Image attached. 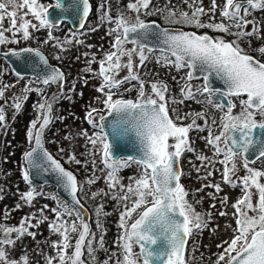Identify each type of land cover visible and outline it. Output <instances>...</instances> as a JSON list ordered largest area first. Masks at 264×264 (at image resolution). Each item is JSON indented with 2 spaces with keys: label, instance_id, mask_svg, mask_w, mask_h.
<instances>
[{
  "label": "snow or ice",
  "instance_id": "1",
  "mask_svg": "<svg viewBox=\"0 0 264 264\" xmlns=\"http://www.w3.org/2000/svg\"><path fill=\"white\" fill-rule=\"evenodd\" d=\"M181 3L187 5V9L173 4L172 0H166L163 6L154 4L153 0H129L115 17L110 6L105 10L107 0L98 5L100 21L107 20L115 25L107 33L113 40L102 59L97 61L93 54L88 61L89 65H99L94 76L100 80L96 88L100 96L96 99L102 107H90L86 112L85 119L93 133L89 135L87 130H81L78 135L92 145L88 154L93 157L90 161L93 169L96 167L95 156L97 153L100 155L103 165L100 171L104 173L108 189L91 192L90 198L95 200L98 196H110L122 208L118 224L120 231L115 241L118 252L109 253L105 247L106 230L101 217L109 213L104 211V205L100 204L95 209V223L101 233L98 240L84 218L85 210L78 193L84 191L85 184H96L99 177L95 171L81 182L44 146L45 131L57 119L53 116V105L58 95L54 93L49 98L44 87L33 88L31 84H57L59 95L70 99L63 93L64 72L50 65L39 48L11 49L5 53L16 57L31 53L38 58L34 67H43V72L29 81L21 95L12 98L11 107L19 112L29 93L35 91L40 96L33 105L37 116L27 129L30 150L23 153V179L28 182L30 190L21 193L20 199L31 206L37 196L43 195L31 187L30 171L35 169L54 173L58 186L73 201L69 204L56 195L50 196L57 201V206L50 209L55 213V219L49 222V230L60 239L52 242L56 254L46 256V264H191L194 255L191 258L187 255L189 238L194 232L207 228L212 215L196 210L195 205L203 198L196 200L195 194L205 188H213L215 193L222 189L218 183L203 184L190 200L189 190L181 183L185 173L180 163L185 153H193L195 160L201 162L197 166L190 161L198 174L204 170L205 175L198 176L199 179L211 177L213 171L210 169H215L219 163L223 166V182L241 188V196L232 205L236 228L230 241L218 245L222 251L217 254L214 264H264V170L250 166L264 158V44L251 51L242 46V42L246 41L251 48L250 37L264 38L260 22L248 19L253 11L264 10V0H225L222 6L211 0L208 9L203 6V0H181ZM50 8L75 13L81 21L87 20L92 11L90 0H69L67 4L63 0H55L54 5H46L41 0H0V45L18 44V35L25 41L32 39L30 29H49L43 43L55 40V47L61 49L65 43L71 44L72 40L61 42L52 35L50 29L57 25L50 18ZM218 9L219 20L216 18ZM29 15L38 23L28 19ZM142 16H159L163 25L168 26L156 20L146 21ZM205 16L209 17L208 20L203 19ZM64 18L67 19L66 16ZM5 19L9 23L7 28L4 27ZM79 26L83 28V22ZM6 33H11L12 38ZM150 38H154V43ZM129 44L133 47H128ZM156 52H159L155 56L157 64L175 68L178 72L186 70L181 77L179 98L171 94L167 82L145 81L142 78L139 69ZM55 58L61 59L60 56ZM123 70H127V74L121 77ZM84 71L93 72V69L89 66ZM16 75L23 78L19 72ZM199 79L203 83L194 86L192 81ZM213 79L220 81L223 87H213ZM126 84L131 87H124ZM11 87L13 85L0 80V99H5V92ZM69 91H75L74 83ZM133 91L134 97L126 96ZM197 96H204L205 100H196ZM214 96L224 99L216 103L212 99ZM185 100L211 105L222 113L219 121L215 117L210 118L206 108L202 111H182L177 106L183 105ZM235 101L239 103L238 112H234L238 106ZM197 121H203V124ZM217 124L218 134L214 131ZM7 127L5 108L0 106V128ZM206 129L208 135L202 139L212 149L214 157L223 156V159H213L194 147L190 133ZM122 144L132 145L138 155H116L115 150ZM253 149L256 155L250 158L248 154ZM238 157L245 173L243 176L237 175L240 171ZM68 162L81 164L75 154L69 157ZM84 163L87 165L89 161ZM132 164L138 165L140 172L129 177V183L124 184L121 172ZM208 196L216 199L211 192ZM220 202L226 204L227 196ZM20 207V204L16 205V208ZM210 207L215 208V204ZM47 208L46 204L39 210V218L35 214L22 218L18 226L0 223V264H30L26 252L19 259L11 258L10 248L25 236L35 239L36 233L30 229L48 220L44 215ZM220 215L226 216L227 212L221 211ZM8 216L5 211V219ZM73 216L74 219H65ZM34 219L36 224L31 222ZM94 244L98 246L94 247ZM98 251L108 253L107 258L100 261Z\"/></svg>",
  "mask_w": 264,
  "mask_h": 264
},
{
  "label": "rangeland",
  "instance_id": "2",
  "mask_svg": "<svg viewBox=\"0 0 264 264\" xmlns=\"http://www.w3.org/2000/svg\"><path fill=\"white\" fill-rule=\"evenodd\" d=\"M95 1V0H91ZM44 4H52L50 0H41ZM104 2V0H103ZM129 0H107L105 5V10L110 6L111 14L113 17L116 16L118 10L124 9ZM154 4L158 6H163L166 0H153ZM218 6H222L225 0H216ZM173 4L179 5L187 9V5H183L181 0H172ZM203 6L205 9L210 8L211 0H203ZM95 10V9H94ZM101 15V12H100ZM32 20L33 23H38L35 21L31 15L27 17ZM146 20V16H142ZM161 18V17H160ZM208 16L203 17L204 20H208ZM216 18L219 20L220 13L219 9L216 12ZM256 19L260 22L261 35L264 37V10L253 11L252 16L248 19ZM162 19V18H161ZM9 26L8 20L5 19L4 27ZM114 24L109 23L105 20L103 23L97 17L96 10L92 12L87 25L84 27L83 34L73 32L67 28V26L62 25L61 30L50 29L52 35L59 38L61 42L66 39L72 40L71 44H64L63 49L55 47L56 41L50 40L48 43H43L47 39L49 29H41L36 31L30 29L32 33V39L27 41L23 40L19 35L16 39L20 42L0 45V51H7L11 49H21V48H39L42 50L46 56L53 61H58V65L65 73V84L63 85V93L71 98H64L59 95V89H54L49 94L45 95L51 97L54 93L58 95L57 101L53 105V116L56 117L45 131V144L48 151H50L54 156L60 159L67 168L72 170L78 175V179L83 182L95 171V175L99 177L96 184L94 185H84V191L78 193L80 201L90 212V223L92 231L96 233L97 240L101 235L100 230L96 227V215L95 209L100 205H104V211L109 213L107 216H102L104 229L106 230L104 234L105 247L111 252H118L119 249L115 245V241L119 234V216L122 208L118 206L116 200H112L109 197L98 196L95 200L90 198V193L94 191H99L104 189L108 191L107 185L104 179V173L100 171L103 165L100 162V155L97 153L95 156L96 167L93 169L90 161L93 159L90 156L89 150L92 149V145L89 144L82 135H78L81 130H87L89 135L93 133L92 127L87 123L85 117L86 112L90 107L101 108L102 105L97 101V97L100 93L96 91V88L100 84V80L94 76V72L98 71V63L88 64V61L92 59L94 54L96 60L99 61L103 58L104 52L107 51L113 40V37L108 35L110 28L114 27ZM96 31H92V29ZM251 25H249V30ZM75 34V36H73ZM11 39V33H6ZM251 40L252 45L264 44V38L257 39L255 36L248 38ZM76 41H82L83 43H77ZM91 45V47H89ZM128 47H133V45H127ZM2 49V50H1ZM67 49V50H64ZM88 53V56L84 54ZM159 52L150 55L148 61L145 62V66L139 69L142 78L145 81L160 80V76L167 72L178 73L179 75H184V71H177L175 68L162 67L160 64L156 63L155 56H158ZM56 56H60L61 59H56ZM79 57V59H77ZM91 67L93 72H86L84 69L86 67ZM127 74V70L120 72V76ZM0 80L5 84L13 85L10 89L5 92V99H0V106L5 108L6 123L7 128H0V223H6L9 226H18L22 218L35 214L37 218L40 216L39 210L43 208L44 205H48V208L44 210V215L48 217V220L40 224L37 228H32L30 231L36 233L35 239L30 236H25L22 240L17 241L15 247L10 248V257L19 259L25 252L29 256L30 264H46V256H55V249L52 248L51 244L54 241L60 239L58 235L52 234L49 230V222L55 219V213L51 212L50 209L57 206V201L50 198L51 195H56L54 187L52 186H36L34 184L31 187H35L37 192L43 193V195L37 196L33 201L31 206L27 205L20 199V194L30 190L28 182L23 179L24 168L23 163V153L30 148V144L27 139V129L30 127V122L36 118L37 112L35 111L33 105L40 99L37 92L33 91L28 94V99L24 102L22 109L16 112L12 105V98L14 96L21 95L24 87L29 84V81L34 80L28 77L19 78L13 74L8 67V65L0 59ZM85 80L87 83H85ZM75 84V91H69L72 84ZM135 83V81H133ZM196 86V83L193 84ZM33 88L36 87H46L39 83L33 82L31 84ZM124 87H131V85H125ZM146 87L148 85L146 84ZM82 93V95H81ZM36 95V98H35ZM128 97H134L135 92L126 93ZM34 100V101H33ZM62 117L63 119H60ZM66 136H71V139H65ZM64 149L63 152L60 149ZM204 145L198 147V151H203L207 156L212 157V151L210 148ZM75 154L76 158L81 161L80 165L74 162H68L69 157ZM85 161H89L85 165ZM200 166V161L195 160L193 155L191 158L186 159V170L190 175H192L191 183L194 184L192 187H186L189 190V199H193V193L195 190L200 188L203 184L213 183L220 184L222 191L215 193L213 188H205L202 192L195 194V199L202 202L196 204V210L198 212H210L211 220L208 227L202 232H194L193 236L189 239V258L194 255L191 264H214L217 259V254L222 251L218 245L222 244L224 241H230L233 236V231L236 228L235 217L233 212L235 211L232 205L241 196L240 187H231L230 185L223 182L221 176V171L215 169H210L213 171V175L207 180H201L198 176H204L205 172L202 169L198 174L192 167V163ZM24 164V163H23ZM264 170V166L263 169ZM140 172V168L136 164H132L131 167L125 168L121 172L123 177V183H129V177L136 176ZM187 173V174H188ZM245 173L243 170L238 172L237 175L243 176ZM187 179V178H186ZM188 179V180H189ZM213 193L216 199L213 200L208 193ZM227 196L226 204H222L221 198ZM62 200L61 198H59ZM255 200V198H254ZM64 201V200H62ZM20 204V208H16V205ZM215 204V208L210 207ZM7 211L9 216L7 219L4 217V212ZM227 212L226 216H221L220 212ZM75 217H65V219H74ZM33 224L37 223L34 219L31 221ZM15 234H13V237ZM195 245V251L193 252V246ZM94 247L98 245L94 244ZM226 246V245H225ZM139 250L138 248L136 249ZM87 256V253H85ZM108 253L103 251L97 252V257L100 261L107 258ZM85 256V257H86ZM87 264V262H86Z\"/></svg>",
  "mask_w": 264,
  "mask_h": 264
},
{
  "label": "water",
  "instance_id": "3",
  "mask_svg": "<svg viewBox=\"0 0 264 264\" xmlns=\"http://www.w3.org/2000/svg\"><path fill=\"white\" fill-rule=\"evenodd\" d=\"M50 1H52L53 4H55V0H50ZM63 2L65 4H67L69 2V0H63ZM49 13H50V18L53 19L57 25L55 28H52V29L60 31L62 24H68V26L70 27V29L73 32L83 34L84 27L81 28L79 25L81 22H83V24L85 26L88 18L85 21H81L77 14L72 13V12L65 13V12H62L61 10L55 9V8H50ZM65 16L67 17V19L64 18ZM88 17H91V14H89ZM150 40L152 43H154V38H150ZM21 49H23V48H21ZM33 49H36V48H33ZM16 50L19 51L20 49H16ZM9 51L10 50L0 51V59L8 65V67L10 68V70L13 74L16 75V73L19 72L22 77H28V78L34 79L38 73L43 72L42 66L41 67H34V64L38 63V58L34 57L33 54L23 53L20 57L5 55V53H8ZM40 51L43 52L42 50H40ZM43 54L48 59V62L50 65H52L53 67H57L61 71H63L58 65L52 63L44 52H43ZM212 84H213V87H223L222 83L218 80H215V79H213ZM51 86L55 89H59V86L57 84H52ZM257 135L259 137V130L257 131ZM44 141H45V139H44ZM44 146L47 149L46 144ZM28 150H30V148ZM253 151L255 152V149H253ZM115 154L118 156H125L126 157L128 155H138V152H137L136 148H134L132 145L129 144V145L125 146L122 144L119 148H117L115 150ZM54 157L56 159H58L56 156H54ZM58 160H60V159H58ZM60 162H61V160H60ZM23 163H24V160H23ZM24 166H25V163H24ZM63 166H64V164H63ZM64 167L66 169L70 170L66 166H64ZM30 179L32 180V184H34L36 186H52V187H54V191H55L56 196H58L59 198H61L64 201H67L69 204H73L72 197L67 192H65L62 188H60L58 186L57 178H56V175L54 173H51V172L45 173V172H40V171L33 169L30 171ZM84 210H85L84 218L91 226L90 212L86 206H84Z\"/></svg>",
  "mask_w": 264,
  "mask_h": 264
},
{
  "label": "flooded vegetation",
  "instance_id": "4",
  "mask_svg": "<svg viewBox=\"0 0 264 264\" xmlns=\"http://www.w3.org/2000/svg\"><path fill=\"white\" fill-rule=\"evenodd\" d=\"M90 3H91V5L93 4L91 2V0H90ZM92 12H93V5H92V11L90 12L91 15H92ZM149 17L150 16H146V21L156 20V21H158L159 23H161L163 25V20L159 16H153L156 19H149ZM89 18L90 17H88V20H89ZM88 20H87V22H88ZM87 22H86L85 26L87 25ZM63 25H68V24H63ZM163 26H166L167 27L168 25H163ZM204 31H207V30H204ZM212 34L213 35H217L216 33H212ZM231 38L232 37H229V39H231ZM242 46L245 47L246 49H248L249 51H251L252 49H255V48L258 47V45H256V44L255 45H252L251 44V48H249V45H248V43L246 41L242 42ZM252 54L255 55L254 52ZM183 76L184 75H179L178 73L167 72V73L163 74L162 76H160V80L167 82V84L170 87L171 94L174 95V96H176L177 98H179V94H180V84L182 83L181 77H183ZM173 77H175L176 79L174 80ZM194 83H196V86H199V85H201L203 83V81H202V79L193 80L192 81V84H194ZM212 99L214 100V102L218 103V102H220L221 99H224V98L223 97H215L214 96ZM196 100L204 101L205 100V97L204 96H197L196 97ZM196 100H185V102H184L183 105H178L177 107H179L182 111H185V112H187V111H202V110H204L206 108L207 109V115L210 118L211 117H215L217 119V121H219V118L222 115V113L219 110L215 109L211 105H207V104H204V103H197ZM235 102L237 103L238 106L234 110V112H238L239 111V103H238V101H235ZM257 119H259V117H257ZM197 122L200 123V124H203V121H197ZM218 130H219V124H217L215 126V128H214V131L216 132V134H218ZM207 135H208L207 129L205 131H203V132H195V131H193L192 133H190V139L194 141V147L197 150H198V147H200L201 145L206 146L205 141H204V139H202V137H205ZM221 146H223V145H221ZM206 147H208V146H206ZM208 148H210V147H208ZM208 148H205L206 151H207ZM210 150L212 151L211 148H210ZM193 155H194L193 153H185L184 156L181 157L180 166L182 167V169H183V171L185 173V175H183L181 177V183H183V185L185 186V188L186 187H192V186H194V184L191 183L192 180L189 179V178H192V175H190L188 173V171L186 170V159L191 158ZM248 155H249L250 158H254L255 155H256V152H254L253 150H250V152H249ZM212 157H213V159H216V160L223 159V156L214 157L213 156V151H212ZM237 164H238V166L241 167V170H243V168H242V162H241V160H240L239 157L237 158ZM64 166H65V164H64ZM215 166H216L217 170H220L221 171V176H222L223 166L220 165L219 163H217ZM250 166L251 167H254V168H257V169H263V166H264V158H261L260 160H257L255 164H250ZM188 244H189V241H188ZM187 248H188L187 255L189 257V245L187 246Z\"/></svg>",
  "mask_w": 264,
  "mask_h": 264
},
{
  "label": "trees",
  "instance_id": "5",
  "mask_svg": "<svg viewBox=\"0 0 264 264\" xmlns=\"http://www.w3.org/2000/svg\"><path fill=\"white\" fill-rule=\"evenodd\" d=\"M51 2V1H50ZM103 2V0H95V1H92V5H93V11H95L96 10V13H97V17H100V9H99V7H98V5L100 4V3H102ZM52 3V2H51ZM95 9V10H94ZM149 19H156L155 17H153V16H150L149 17ZM89 21V20H88ZM65 26H67V28L69 29V30H71L70 29V27H68V25H65ZM2 50V49H1ZM53 63L54 64H57V65H60L59 64V62L58 61H53ZM45 88V90L47 91L46 92V94H49L51 91H53L55 88H53L51 85L50 86H46V87H44ZM35 98H36V95H35ZM34 101V100H33ZM22 165H23V167H25L24 166V164L22 163ZM75 174H76V172H75ZM77 175V174H76ZM78 176V175H77Z\"/></svg>",
  "mask_w": 264,
  "mask_h": 264
}]
</instances>
